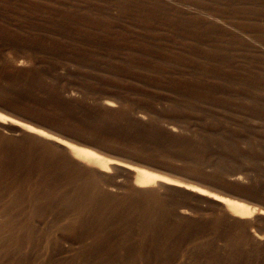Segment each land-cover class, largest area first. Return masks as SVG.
Segmentation results:
<instances>
[{
	"label": "rangeland",
	"instance_id": "rangeland-1",
	"mask_svg": "<svg viewBox=\"0 0 264 264\" xmlns=\"http://www.w3.org/2000/svg\"><path fill=\"white\" fill-rule=\"evenodd\" d=\"M87 1L0 0V113L108 161L101 168L22 127L0 124V264H215L221 257L222 264H264V124L226 135L206 107L200 113L196 93L178 91L195 78L160 69L139 52L151 41L147 27L169 35L171 23L189 18L212 24V34L196 42L177 29L176 46H219L220 58L263 65L264 14H242V4L233 11L230 0H146L164 9L149 25L137 12L140 0L126 10L119 6L125 0ZM91 6L107 18L93 40L64 15ZM235 34L250 41L238 43ZM29 40L37 43L26 47ZM134 169L182 187L137 186ZM96 195L115 210L105 208V223L85 229L74 216ZM212 196L242 201L253 213L238 217ZM146 211L155 217L152 230L140 224ZM239 234L245 239L232 247Z\"/></svg>",
	"mask_w": 264,
	"mask_h": 264
},
{
	"label": "bare ground",
	"instance_id": "bare-ground-1",
	"mask_svg": "<svg viewBox=\"0 0 264 264\" xmlns=\"http://www.w3.org/2000/svg\"><path fill=\"white\" fill-rule=\"evenodd\" d=\"M125 1L126 2L119 4V6L123 10L129 9L130 8L129 3H132L130 2L131 0H125ZM230 2H231L230 8L233 11H234L233 6H236L237 4L238 5L242 4V7L238 10L242 14L255 15V16H261L264 14V0H230ZM96 4L97 3H94V5ZM248 4H250L251 6L249 8H246ZM160 5L157 2H150V1L147 2L146 0H140V2H138L139 7L137 8L138 9L137 12L144 16L145 20L149 22V25L156 24L159 23L158 19L160 15L164 14L163 11L164 9H162ZM98 7L91 6L79 10H73V11L68 10L64 15H66V20L69 24L81 26L82 30L86 34H88L90 39L93 40L99 37L100 34L105 32V27L107 23V18L106 15L103 13V9ZM186 19H183L182 21L175 24L171 23L170 24L171 30L169 31V35L159 34L157 30H155L154 26L147 27L144 31L148 35H146L145 37L149 38L151 41H144L141 47H143V49L145 50L144 51L140 50L139 52L143 53L144 59L150 58L153 61H155V64L160 69L167 67L172 70H177L181 77L195 78L196 84H191L192 82L190 80L180 82L178 85V91L181 93H185V95L188 96V98L189 95H191L192 93H196L197 94V95L195 94L196 97L201 99L199 101V103L202 104V105L200 104L199 107L200 113L207 112L202 109L206 107L207 110L209 111V114L212 115L210 121L214 122L215 125L216 123L219 124L220 130L226 135H233L241 129L248 133L254 132V129L258 130L259 123L256 122L260 121L264 124V64L263 65H254L250 63L234 64L231 62V60L223 59L218 56L217 53L219 51V46L215 48L213 47L211 49L193 48L189 46H182V47L176 46V44H174L173 42H176V39L178 37L175 35L177 29H182L181 31L183 32V34L190 35L191 38L196 42H199L197 38L200 39V35L212 34V32L210 31L211 27L213 26L212 24H209L204 20L191 21L190 19L189 20ZM214 25L215 27L221 29L220 25L218 24H214ZM222 25L224 24L222 23ZM254 26L256 28H261L263 26V22L258 21L254 24ZM235 37L240 39L237 40L238 43H242L243 41L245 42L250 41L248 38L241 36L239 34H235ZM119 38L125 42L128 40V35L125 33H121L119 34ZM25 42H26L25 43L26 47L27 45L30 46L33 43H37V41L35 42L33 40L32 41L29 40L28 42L27 41ZM191 69L193 70L192 72H190ZM208 79L210 81L209 83H207ZM106 105L113 106L112 103H106ZM5 110L10 112V110L8 109ZM6 123L17 125L19 127H22L28 133L42 137L63 148L71 149L78 155L93 161L101 168H107L108 166V161L103 157H101L100 154L94 151L73 145L68 141L60 139L58 137L47 135L43 130L39 128L33 127L26 123L18 122L14 120L11 116H7L0 113V124H6ZM254 123L256 124L253 125ZM83 141H86L88 143L87 140H83ZM110 163H115V161H110ZM126 167L132 169L131 167L128 166ZM45 170H48V167H46ZM134 170H135V175L133 176L134 183L137 186H147L156 181H161L167 185L182 187V185H178L177 183H173L171 181L162 179L161 176H158L146 170L143 169H134ZM7 171L9 170L7 168H4L1 170V173L6 174ZM40 188L43 187L41 186ZM48 189L49 188L47 187V190ZM185 189L188 188L185 187ZM43 190H42L43 192L46 191L45 189ZM223 191L224 190H222V192ZM199 193L203 194L200 191ZM96 198H97L96 201L94 202L91 201L92 203L88 202L89 203V205H87L88 207L85 205L82 207L79 206L77 212L75 213L74 217L79 221L78 223L81 224L85 229H90L94 223L98 225H102L105 223L107 219V215L103 211L105 208L107 209V210L105 209V211H108V213H112V211L115 210L114 208L112 209L109 208V204L107 205L108 207L105 206L104 202L108 201L106 197H105L106 201L104 199L100 200L101 195L99 200L97 195ZM96 198H94V200ZM211 199L215 202L223 203L227 205L229 210L238 217L241 218H246L248 216L250 217V215L253 213V209L251 210L249 206L244 204L242 201L231 200L220 196H212ZM71 208L72 207H70L68 210H70ZM89 212L91 214H88ZM145 215L146 217L144 218V220L141 221L140 224H142L144 228L152 230L153 228L152 225L153 223H155L154 221L155 217L151 218V215L150 214L148 215V211L145 212ZM156 217H158V215H156ZM4 225L5 223H1L0 228L4 227ZM146 229H144V233ZM94 231L95 234L96 232H99L98 229H95ZM145 234L148 235V233ZM151 234L149 236H151ZM157 238H159V236ZM243 239H245V235L241 234L239 238L234 239L232 241V247L233 246L236 247L237 244L239 245L241 241H243ZM92 244L95 250L96 249L95 246L98 247L97 241H93ZM100 249L102 250V248ZM233 255H234V251H233ZM212 257L213 256H211V258ZM242 257H244V255ZM215 259L217 260V258ZM231 259H233L232 256ZM216 260H214L215 264H222L226 262L227 259L226 258L222 259L221 257V260H224L223 262Z\"/></svg>",
	"mask_w": 264,
	"mask_h": 264
}]
</instances>
